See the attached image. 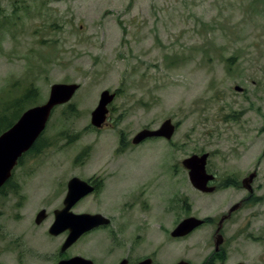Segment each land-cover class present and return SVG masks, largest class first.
I'll list each match as a JSON object with an SVG mask.
<instances>
[{
  "label": "rangeland",
  "instance_id": "obj_1",
  "mask_svg": "<svg viewBox=\"0 0 264 264\" xmlns=\"http://www.w3.org/2000/svg\"><path fill=\"white\" fill-rule=\"evenodd\" d=\"M59 82L80 87L52 112L47 145L25 154L2 189L0 224L25 229L57 205L69 178L101 170L104 189L81 205L124 221L128 238L133 217L149 215L157 230L167 209L173 227L191 205L196 191L181 164L191 154L213 152L220 174L240 160L264 175V0H0V116L46 102ZM105 89L116 96L107 124L95 128L91 112ZM167 118L176 124L171 139L132 144ZM35 236L40 250L50 246ZM102 241L89 237L75 250L90 246L93 255ZM252 246V255L262 251ZM192 247L185 255L198 262ZM172 250L167 262L176 260ZM39 254L34 264H51Z\"/></svg>",
  "mask_w": 264,
  "mask_h": 264
},
{
  "label": "flooded vegetation",
  "instance_id": "obj_2",
  "mask_svg": "<svg viewBox=\"0 0 264 264\" xmlns=\"http://www.w3.org/2000/svg\"><path fill=\"white\" fill-rule=\"evenodd\" d=\"M148 139L152 138L146 140ZM122 141L123 139H121ZM234 152L236 151H233L232 154ZM205 153L209 155L205 172L200 176L205 182L203 186L200 183V187H196L192 183L189 177V169L183 164V160L181 161L196 192L191 205L182 207L183 212L179 214L173 227L171 224L166 225L165 220L168 222L170 213L165 209L163 217L162 208L160 212L164 219L159 221L163 223L158 224L157 230L153 229L154 223L149 220V215L144 219L136 216L132 219V224L135 226L133 237L125 238L126 231L121 228L124 221H119L118 218L115 219L113 216L105 214L101 209L93 211L90 210L91 208H84L81 205L88 196L104 189L103 176L105 175L102 174V171L98 170L96 171L98 174L93 173L89 176L74 175L71 178L79 177L87 181L93 190L73 203L68 209H66L65 201L71 178L66 183L65 194L58 198L57 205L41 208L35 213L34 222L24 226L19 225L25 229L11 228L9 227L10 223L0 224V264H34L39 259L41 252L43 255H50L48 262L51 264H59L61 261L70 260L76 256L90 259L94 264H179L180 262H188L189 264H264V175L260 168L247 169V165L240 160L241 167L231 165L229 173L220 174L212 168L211 160H213L214 153L204 151L198 155ZM128 166L126 165V167ZM113 171L116 172L117 170L114 169ZM8 182L0 188V193L5 186L9 185ZM126 188L132 190L130 186ZM11 189L13 190L14 186ZM147 196L145 195V198ZM22 209V207H18L17 210L22 211ZM139 209L148 211L150 205H142ZM41 211H44V217L40 222H37V216ZM67 212L70 214H102L109 219V222L85 231L76 241L66 246L65 243L71 234L73 224L58 231H52V227L61 214H67ZM125 213L130 215L126 211ZM188 217L195 218V227L185 235L174 234L177 226ZM142 220L146 221V230L143 226L144 222H140ZM113 225L115 228H112ZM110 231L115 232L112 235ZM153 231L155 234L152 237ZM193 233H196V236ZM38 234H40V239L45 245L50 244L44 251L39 248L40 241L35 236ZM97 236L101 240L104 238V243L110 240L112 245H103V241L102 244L93 245L92 247L95 249L93 255L87 252L90 246L84 251L75 250V247L86 238L91 237L92 240ZM192 236L194 239L188 242L187 239ZM149 240L151 250L141 253L140 244L148 243ZM51 242L54 243L53 246ZM190 243H192L193 249L199 248L198 254H196L199 258L198 262H194L191 257H188L189 255H185L187 248L192 246ZM253 244L260 245L262 251L252 255L251 250L255 249ZM171 248H173V254H176V260L167 262L171 256L169 252ZM101 255L104 256L102 260ZM113 258H115L114 261L103 262Z\"/></svg>",
  "mask_w": 264,
  "mask_h": 264
},
{
  "label": "water",
  "instance_id": "obj_3",
  "mask_svg": "<svg viewBox=\"0 0 264 264\" xmlns=\"http://www.w3.org/2000/svg\"><path fill=\"white\" fill-rule=\"evenodd\" d=\"M80 84L71 83H53L50 89V95L46 102L34 105L26 109L17 121L7 130L0 134V187L11 177L12 170L16 166L18 160L26 153L42 135L47 127L48 121L53 110L66 102H68ZM240 89V87H237ZM115 92L105 89L100 94L97 106L91 112V124L97 128H101L106 122L109 112L108 105L114 100ZM176 130V125L171 118L165 119L157 128L145 127L139 130L132 138L134 144H139L150 137H165L171 139ZM208 153L198 155L192 154L183 159V164L189 169V177L196 187L204 185V179L200 176L204 174ZM207 179V178H206ZM201 181V182H200ZM206 181V180H205ZM201 183V184H200ZM93 190V187L85 180L79 177H73L69 180V188L66 197V209L80 200ZM44 217V211H41L36 221L40 222ZM69 219H68V218ZM73 218V219H72ZM109 222V219L102 214H70L62 213L56 224L52 227V231H58L67 228L73 224L71 234L65 243L69 246L76 241L85 231ZM62 225V226H61ZM196 225L194 217H188L183 220L175 229L174 234L185 235L189 233ZM65 228V229H66ZM59 264H94L92 260L76 256L70 260L61 261ZM144 264V263H141ZM179 264H189L188 262H180Z\"/></svg>",
  "mask_w": 264,
  "mask_h": 264
},
{
  "label": "trees",
  "instance_id": "obj_4",
  "mask_svg": "<svg viewBox=\"0 0 264 264\" xmlns=\"http://www.w3.org/2000/svg\"><path fill=\"white\" fill-rule=\"evenodd\" d=\"M32 93H33V91H31V93L28 95V93L27 94H25V98H23V99H25V100H28L30 97L29 96H31L32 95ZM23 111H22V109H16V111H15V113H13V114H11L12 115V117H11V115H10V117H2V116H0V134L2 133V132H4L5 130H7L9 127H11L13 124H14V122L20 117V115H21V113H22ZM43 140H42V136H40L39 138H38V140L36 141V143L34 144V146L31 148V153L32 152H39L45 145H47V144H44L43 145V142H42ZM122 144L124 145V146H126L125 144V142H123L122 141Z\"/></svg>",
  "mask_w": 264,
  "mask_h": 264
}]
</instances>
